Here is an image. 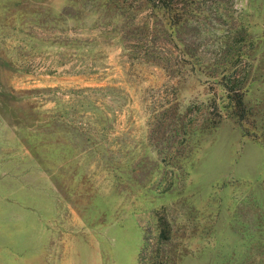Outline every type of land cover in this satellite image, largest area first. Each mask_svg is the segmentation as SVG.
I'll return each instance as SVG.
<instances>
[{
  "label": "rangeland",
  "instance_id": "obj_1",
  "mask_svg": "<svg viewBox=\"0 0 264 264\" xmlns=\"http://www.w3.org/2000/svg\"><path fill=\"white\" fill-rule=\"evenodd\" d=\"M173 1L0 0V264H264V0Z\"/></svg>",
  "mask_w": 264,
  "mask_h": 264
},
{
  "label": "trees",
  "instance_id": "obj_2",
  "mask_svg": "<svg viewBox=\"0 0 264 264\" xmlns=\"http://www.w3.org/2000/svg\"><path fill=\"white\" fill-rule=\"evenodd\" d=\"M154 2L164 6L165 8H172V4L174 3L173 0H154ZM236 81L231 80V82L233 83V85H224L226 90L229 92V96L231 101L235 102L237 107L242 108L243 110L245 109V100H244V87H243V83H242V79L239 77H236ZM161 237L168 239L169 238V234L166 232H162L161 233Z\"/></svg>",
  "mask_w": 264,
  "mask_h": 264
}]
</instances>
